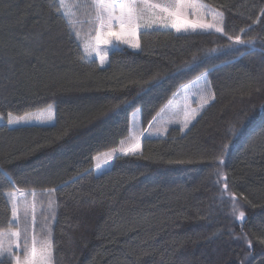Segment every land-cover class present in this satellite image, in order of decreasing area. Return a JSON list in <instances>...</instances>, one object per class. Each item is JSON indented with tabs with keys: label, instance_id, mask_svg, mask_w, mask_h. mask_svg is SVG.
Listing matches in <instances>:
<instances>
[{
	"label": "trees",
	"instance_id": "16d2710c",
	"mask_svg": "<svg viewBox=\"0 0 264 264\" xmlns=\"http://www.w3.org/2000/svg\"><path fill=\"white\" fill-rule=\"evenodd\" d=\"M203 2L223 13L229 35L255 43L214 31L142 30L139 50L111 52L102 66L86 57L58 0H0V114L55 107L52 125H0V167L17 188L35 191L40 239L43 203L53 264H264V0ZM205 71L215 99L187 129L146 135L139 152L97 172L96 157L130 135L137 109L147 127ZM224 144L225 192L235 193L244 221L220 198L215 162ZM9 191L0 177V231L9 229Z\"/></svg>",
	"mask_w": 264,
	"mask_h": 264
},
{
	"label": "snow or ice",
	"instance_id": "6c2138e0",
	"mask_svg": "<svg viewBox=\"0 0 264 264\" xmlns=\"http://www.w3.org/2000/svg\"><path fill=\"white\" fill-rule=\"evenodd\" d=\"M56 7L59 14L63 15L66 22L70 25L72 35L78 40H83L80 35L79 26L85 23L89 25V38L83 40L86 55H90L96 51L100 45H112L111 49H104L105 54L108 51H112L113 53L121 51L122 49L113 44V41L132 48H140L138 33L141 29L148 31L170 28L174 29L176 33L185 34L197 32L198 30L205 32L214 31L223 34L234 44L250 45L255 43L252 39H242L241 35H229L222 26L224 22L223 13L210 7L203 0H74L73 3H69L68 0H58ZM78 13L84 19H81L77 15ZM259 16L264 17V9L260 10ZM209 18L211 22H208ZM257 22L259 21L257 20L253 23ZM250 29H252L251 24L247 30L240 29V33L246 34ZM193 60H195V57H193ZM104 62V58L101 57L100 63L103 64ZM207 75L206 71L202 72L197 77V80L204 78L205 83H207ZM206 96L207 98L204 100L205 105L215 99V94L211 89L207 90ZM49 119L51 120V114L49 115ZM191 119H195V115H192ZM189 122L184 123L185 128L188 127ZM22 123H27V120L25 118L13 119L11 113H9V118L6 121L8 126H19ZM230 131L234 134L235 129L233 128ZM138 148L139 144L137 143L134 148L122 149L121 154H134ZM228 150V144L222 145L215 162L217 167V182L223 183L220 198L224 199L226 196L232 202L233 212H238L236 218L244 221L245 213L238 211L236 208L235 193L230 191L225 192L228 189L227 177L220 170L224 165V157ZM112 159L113 155L109 154L105 160V164ZM95 167L96 169H101L100 163H96ZM0 177L6 179L9 185L15 189V191L7 193L11 218L8 221V231H0V264H12L13 261L15 264H52L54 253L52 230L47 225L43 203L41 202V210L39 212L41 220L40 228L46 233V236L44 239L37 241L35 235L37 226V199L35 191L32 190L25 193L22 189L17 188L14 177L2 167H0ZM55 191V188L47 189L42 193V196L46 195L50 197ZM18 195L25 198V208L22 213L20 212L17 200ZM27 196H32L31 202L27 201ZM46 210L48 215L54 218L55 202L51 199L48 200ZM13 223L16 230L12 229ZM21 224L24 225V239L22 242ZM29 233H31V247H29ZM244 239L248 244L249 250H251V241L247 240L246 236ZM21 247H23L24 252L23 259L14 252V249H21Z\"/></svg>",
	"mask_w": 264,
	"mask_h": 264
},
{
	"label": "rangeland",
	"instance_id": "374dc122",
	"mask_svg": "<svg viewBox=\"0 0 264 264\" xmlns=\"http://www.w3.org/2000/svg\"><path fill=\"white\" fill-rule=\"evenodd\" d=\"M69 3H73L74 0H68ZM217 10V9H216ZM219 11V10H217ZM220 12V11H219ZM71 19V18H70ZM208 22H211V19L209 18ZM224 27V22L223 25ZM170 29V28H169ZM143 29L140 30V32ZM174 30V29H172ZM84 34L82 35L83 40H87L89 38V25L88 28H84ZM175 31V30H174ZM140 32L138 33V40L140 43ZM94 35V33H93ZM113 44H115L118 48H130L133 50H139V48H132L128 45H124L122 43H118L116 41H113ZM141 46V44H140ZM111 49L112 45H100L99 48L92 52L90 55H86L88 59H94L96 58L100 62V58H104V63L101 64L102 66H106L108 63L109 55L112 51H108L107 54H105L104 49ZM84 49V46H83ZM85 52V51H84ZM208 89H211L208 83H205L204 78H201L199 80L194 79L190 83L182 86L170 99V101L165 105L163 108V111H161L157 117H155L147 127H144L142 125L141 121V111L140 109H137L132 117H131V132L130 135L122 142V144L114 150L106 151L96 157V163H100L101 169H96L98 171H101L103 169L108 168L115 157L118 155H121L122 149H129L134 148L137 143L139 144V148L136 152H139L141 150V144L142 140L146 135H151L155 137H161L166 134V129L172 125L177 124L184 127V123L187 121H190L188 123V127L190 124L198 117V115L201 113V111L205 108L204 100L207 98L206 92ZM203 105V107H201ZM51 114V120L49 119V115ZM195 115V119H191V116ZM0 125H7L6 121L9 118V115L4 116L0 114ZM11 117L13 119L18 118H25L27 120V123H22L19 126L22 125H52L55 123V107L50 106L47 109L39 110L30 112L24 115H13L11 114ZM14 127V126H10ZM187 127V128H188ZM184 127V129H187ZM135 152V153H136ZM112 154L113 159L109 160L107 164H105V160L107 159L108 155ZM98 158V159H97ZM95 163V165H96ZM94 169V170H95ZM25 192V191H24ZM26 193V192H25ZM24 197H20L18 195L17 200L18 204L20 206L21 199ZM21 227V226H20ZM13 230H16V228H12ZM7 232V231H5ZM37 241L42 240L39 237H36ZM39 246V245H37ZM21 249H14V252H16L18 255L21 256L23 259L24 254H20ZM15 264V262H13ZM53 264V263H52Z\"/></svg>",
	"mask_w": 264,
	"mask_h": 264
}]
</instances>
